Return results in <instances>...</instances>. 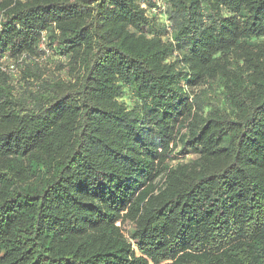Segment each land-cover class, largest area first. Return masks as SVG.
<instances>
[{"label":"trees","instance_id":"trees-1","mask_svg":"<svg viewBox=\"0 0 264 264\" xmlns=\"http://www.w3.org/2000/svg\"><path fill=\"white\" fill-rule=\"evenodd\" d=\"M161 4L0 0V264H264V0Z\"/></svg>","mask_w":264,"mask_h":264},{"label":"built area","instance_id":"built-area-1","mask_svg":"<svg viewBox=\"0 0 264 264\" xmlns=\"http://www.w3.org/2000/svg\"><path fill=\"white\" fill-rule=\"evenodd\" d=\"M157 6L160 11H163L164 8L161 4V0H157ZM152 12H154V10ZM41 41H43V34H41L40 37L39 49L43 52L44 56H47L49 52L46 50L44 44ZM24 58V55L20 56L17 60H6L4 57H0V70L9 75L15 76L17 75L19 65Z\"/></svg>","mask_w":264,"mask_h":264},{"label":"rangeland","instance_id":"rangeland-1","mask_svg":"<svg viewBox=\"0 0 264 264\" xmlns=\"http://www.w3.org/2000/svg\"><path fill=\"white\" fill-rule=\"evenodd\" d=\"M49 72L55 73V75H56L55 64L52 61L45 65V75H48ZM187 159H188V157H185V160H187ZM123 231H125L124 228H123Z\"/></svg>","mask_w":264,"mask_h":264}]
</instances>
